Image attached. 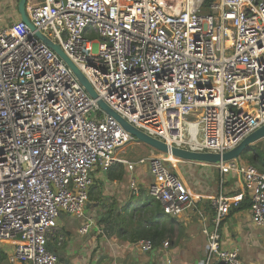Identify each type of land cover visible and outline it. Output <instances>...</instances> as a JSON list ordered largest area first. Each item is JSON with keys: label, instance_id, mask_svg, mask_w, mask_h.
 Instances as JSON below:
<instances>
[{"label": "built area", "instance_id": "1", "mask_svg": "<svg viewBox=\"0 0 264 264\" xmlns=\"http://www.w3.org/2000/svg\"><path fill=\"white\" fill-rule=\"evenodd\" d=\"M204 2L43 0L26 8L32 28L21 19L0 23V245L7 264H57L49 243L63 240L62 213L81 220L79 235L101 232L85 208L92 173L115 162L129 170L148 165L147 192L163 214L194 206L172 167L178 160L115 155L132 136L99 100L149 136L193 151L223 153L264 123V0ZM38 33L61 48L95 98ZM217 167L241 177L243 194L221 190L211 198L204 264H244L237 248L222 246L219 228L248 196L250 220L264 229V171L237 160ZM129 188L138 195L134 177ZM137 245L154 246L148 239Z\"/></svg>", "mask_w": 264, "mask_h": 264}, {"label": "crops", "instance_id": "2", "mask_svg": "<svg viewBox=\"0 0 264 264\" xmlns=\"http://www.w3.org/2000/svg\"><path fill=\"white\" fill-rule=\"evenodd\" d=\"M33 2L27 0L26 8ZM17 5L18 0H0L1 25L20 19ZM255 144L259 155L264 158V138ZM255 153L251 147L245 155ZM237 162L246 160L240 158ZM172 167L188 185L194 198V206L178 216L161 213L156 203L153 206L144 203L152 181L147 164H136L129 170L124 163L115 162L106 172L95 170L85 215L96 218L101 232L92 229L79 235L81 220L62 213L57 223L63 240L60 244L57 241L49 243L50 249L57 254V264H159L164 257L171 258L173 264H204L207 255L205 230L210 232L213 229L211 198L221 190L233 198L243 194L242 180L236 173L220 174L214 164L177 161ZM121 169L124 173L118 177ZM189 174L196 179H190ZM130 177L136 179L140 189L138 195L129 188ZM138 208H142V214L145 213L150 221L158 223L159 228L166 220L175 221L172 234L156 243L154 241L151 251H143L137 245L142 241L137 238L138 231H142L141 225L148 224L144 220L145 214L142 217L136 212ZM219 234L222 246L237 248L244 264H264V229L251 222L248 208L230 209L221 222ZM211 264L222 262L214 260Z\"/></svg>", "mask_w": 264, "mask_h": 264}, {"label": "water", "instance_id": "3", "mask_svg": "<svg viewBox=\"0 0 264 264\" xmlns=\"http://www.w3.org/2000/svg\"><path fill=\"white\" fill-rule=\"evenodd\" d=\"M26 3L27 0H18V12L20 15L21 21L27 24L30 28L32 25L28 19L27 12H26ZM63 61L70 67L73 73L78 78L81 85L85 88V90L89 93V95L93 98L96 97L94 90L92 89L89 82L83 76V74L77 69V67L71 62V60L64 54L61 48L51 42L50 40L46 39L40 33L37 34ZM98 105L101 109H103L109 116L114 118L121 127L128 132L132 137L128 141L135 140L137 142L144 143L151 147L152 149L156 150L157 152L163 155H170L174 159L178 161H187V162H201L207 164H214L218 165L220 163H226L233 160H239L241 156L248 151H250L252 145L256 142L260 141L264 138V123L252 131L250 134L245 136L237 145L233 148L224 151L223 153H215V152H202V151H193L186 148H179L176 146H169L165 142L151 137L148 134L144 133L140 129L134 127L130 123H128L125 119H123L120 115H118L115 111L109 108L104 102L101 100L98 101ZM90 116L93 117L94 113L91 112ZM127 142V143H128ZM126 143V144H127ZM61 215V214H60ZM61 262V261H60Z\"/></svg>", "mask_w": 264, "mask_h": 264}, {"label": "trees", "instance_id": "4", "mask_svg": "<svg viewBox=\"0 0 264 264\" xmlns=\"http://www.w3.org/2000/svg\"><path fill=\"white\" fill-rule=\"evenodd\" d=\"M210 2V0H205L204 2V6L208 5V3ZM255 145H252V148H254V151H256V153L252 156H247L245 154H243L241 156V159H245L249 164L253 165L254 167H257L260 171H264V158L262 157V155H259V150L255 147ZM124 173V170L121 169L118 177H121L122 174ZM147 198L145 199L146 201L144 203L148 204L150 203L152 206L154 205L153 203H156L158 205V207H156L159 211L160 204L158 201L152 199L149 195L148 192L146 193ZM250 207V200L248 196L243 197V199L241 200L239 206L237 207V210L243 209V208H249ZM149 209V208H148ZM148 209L147 212H148ZM142 208L137 209V213H139L138 215L140 216H144V214H142ZM146 212V211H145ZM162 213V210H161ZM139 216V217H140ZM145 222H148V224H146V226H142L141 225V229L142 231H138L139 235L137 236V238H139L140 240H151L153 242V244H155L158 240H160L162 237H164L165 235H170L172 234V231L175 230V226H174V222L173 220H166L165 222L161 223V227L159 228V224L153 221H150L147 217V215L145 214L144 217ZM142 238V239H141ZM155 241V243H154ZM0 264H7V254L4 250V247L0 245Z\"/></svg>", "mask_w": 264, "mask_h": 264}, {"label": "rangeland", "instance_id": "5", "mask_svg": "<svg viewBox=\"0 0 264 264\" xmlns=\"http://www.w3.org/2000/svg\"><path fill=\"white\" fill-rule=\"evenodd\" d=\"M34 1L33 3H40L42 2V0H32ZM205 10V8L203 9ZM259 150V148H257ZM251 151V149H250ZM249 152V151H248ZM161 153L157 152L156 150L152 149L151 147H149L148 145L141 143V142H137L135 140H131L130 142H128L127 144H125L124 146L118 148L116 150L115 155L119 158H124L130 161H138L140 158H149L152 156H158ZM164 162L170 166L169 162L167 160H164ZM247 162V161H246ZM244 162V163H246ZM174 165L176 164V162H172ZM247 164H249L247 162ZM251 165V164H250ZM257 168V167H256ZM181 170V169H180ZM188 172V168L185 167V172ZM183 174V173H181ZM190 179H192L191 175L189 174ZM195 176L192 180H195ZM139 209V208H138ZM137 210V209H135Z\"/></svg>", "mask_w": 264, "mask_h": 264}, {"label": "bare ground", "instance_id": "6", "mask_svg": "<svg viewBox=\"0 0 264 264\" xmlns=\"http://www.w3.org/2000/svg\"><path fill=\"white\" fill-rule=\"evenodd\" d=\"M195 127V125H194ZM166 157H168L170 160H174V158L172 156H170L169 154L168 155H165Z\"/></svg>", "mask_w": 264, "mask_h": 264}]
</instances>
